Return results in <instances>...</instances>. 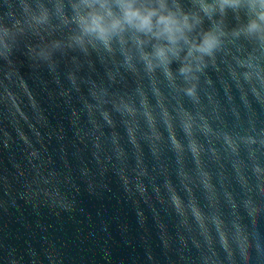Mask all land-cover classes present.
<instances>
[{"label":"clouds","instance_id":"9594fccd","mask_svg":"<svg viewBox=\"0 0 264 264\" xmlns=\"http://www.w3.org/2000/svg\"><path fill=\"white\" fill-rule=\"evenodd\" d=\"M21 77L58 111L35 121L44 144L22 148V197L35 208L72 211L78 182L100 198L115 177L139 225L146 211L167 217L174 239L157 233L167 264H184L192 240L195 264H224L217 243L228 264H264V0H0L4 150L19 144L5 129ZM218 172L227 214L197 195ZM26 255L5 264H64L54 242ZM145 257L159 264L150 248Z\"/></svg>","mask_w":264,"mask_h":264},{"label":"water","instance_id":"95a60500","mask_svg":"<svg viewBox=\"0 0 264 264\" xmlns=\"http://www.w3.org/2000/svg\"><path fill=\"white\" fill-rule=\"evenodd\" d=\"M16 60L18 64L25 65L22 53L17 54ZM9 101L16 124L5 131L19 144L7 150L0 148V175L9 178L8 185L0 183V264H5L10 254L20 255L26 260L29 247L43 255L46 242L55 243L64 264H146L145 254L149 248L159 264H167L157 234L161 230L167 232L165 243L169 238L174 239L175 233L167 217L157 213L154 221L151 213L146 211L147 220L143 226L139 225L134 208L122 198L115 177L110 180L111 191L100 198L90 195L81 182H78V193L65 187L63 190L74 192L77 200V207L72 211L52 210L46 206L35 208L22 197L24 178L19 176V171L30 176L31 167H28L22 150L24 142L39 149L44 141L39 139L42 133L35 123L36 119L53 124L55 120L50 119L47 113L58 117V111L52 108L40 87L23 77L20 78L18 92L9 94ZM159 163L162 171H166L170 163L169 155L163 154ZM202 179L208 185L206 192L197 191L202 206H208L206 198L216 206L217 211L227 214L229 203L225 188L229 181L225 174L218 172L211 179L206 176ZM172 193L175 196L174 189ZM177 204L183 213L184 204L178 197ZM192 213L199 214L195 205H192ZM243 221L248 222L246 216ZM197 244L195 240L187 241L184 264H195L198 253L194 245ZM216 251L215 255L228 264L225 252L218 243ZM207 264H219V261L207 259Z\"/></svg>","mask_w":264,"mask_h":264}]
</instances>
